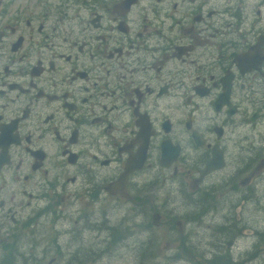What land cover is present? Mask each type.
<instances>
[{"label": "flooded vegetation", "instance_id": "flooded-vegetation-1", "mask_svg": "<svg viewBox=\"0 0 264 264\" xmlns=\"http://www.w3.org/2000/svg\"><path fill=\"white\" fill-rule=\"evenodd\" d=\"M216 1L0 0V264H40L46 253L36 251L48 250L61 259L65 234L83 233L81 249L90 198L132 201L141 218L157 179H176L182 167L191 190L183 205L195 213L183 219L219 218L207 227L217 234L213 260H235L236 210L264 196V0ZM141 134L143 164L110 186ZM164 141L178 149L162 167ZM213 152L217 168L199 178ZM198 193L203 203L191 199ZM149 215L129 236L139 264L152 261L155 247L189 244L176 222L180 246H172V212ZM107 230L108 246H126ZM142 235L150 238L144 249Z\"/></svg>", "mask_w": 264, "mask_h": 264}, {"label": "rangeland", "instance_id": "rangeland-1", "mask_svg": "<svg viewBox=\"0 0 264 264\" xmlns=\"http://www.w3.org/2000/svg\"><path fill=\"white\" fill-rule=\"evenodd\" d=\"M252 1L253 0H248L246 2L251 3ZM224 2V0H217L215 3H219L223 6ZM226 149L227 158L229 160L232 154L229 142L226 144ZM182 168L183 170H178L176 179L171 178L169 181L163 182L157 179L155 182V188L157 189L147 194V198L143 199L145 196L143 195L139 199V202L143 199L142 203H140L141 206H143V209H141V218H139L138 215L137 217L134 215L133 210L135 204L132 201L119 198L110 202H92L90 198L89 232L84 233L89 241L85 242L81 249H78L77 244L83 233L79 235V233L76 232L75 235H79L76 239H72L69 234L62 235V246H64V244H69L68 250L62 249V255L65 254V256L59 259L58 256L61 254L57 251H36L37 253H46L40 264H48V261L52 258L56 261L51 264H78L80 262L85 264H139L137 261L139 252L135 249V240L129 239V236H133L135 227L140 226V223L143 225L142 228L145 229V220L150 222L149 214L154 212L161 217L160 219H166L168 212L173 213L174 217L171 218L172 224L169 226L173 233V240L170 241L173 247L180 246L177 240L176 222H178L180 227L189 234V244H185L182 250L173 249L167 251L155 247L154 258L151 262H146L147 264H216L213 260V254L218 256L219 253L215 251V248H212L210 243L217 234L211 235L207 227H211V230H213L215 225L221 223V220L215 218L213 214L206 216L196 224L192 223L190 218L183 219L185 215L192 216L195 213L191 204L188 203V206L183 205L184 199L181 194L184 193L185 190H190V186L184 175L186 169L185 167ZM100 174L104 175L101 171ZM246 174L245 172L244 175ZM104 176L106 177V175ZM213 181V178L209 179V182H206L204 186L211 188L213 186V184H211ZM199 190L200 189H198V191ZM263 190L264 183L259 186L258 193H261ZM201 194L207 196L210 193L202 192ZM192 197L194 198L193 200L199 199L201 203L204 202V199L199 193L197 195H192L191 199ZM211 199H213L212 196ZM151 204L152 210L150 211L149 206H151ZM259 204V206L256 204L254 207H249L250 204L246 203L243 209H240L241 204L239 205L236 210V219L242 233L238 240L233 243L235 247H232L229 252L234 254L233 258L235 260L222 261L217 264H244L242 260H251L252 256H255V258L245 264H264V211L260 210L264 208V196L261 197ZM145 212H147L148 218ZM108 225L112 227L113 231L118 232L119 235H124L126 246H108V244L112 243L109 242L106 237V234H108V230L106 231ZM68 227L71 228V223L68 224ZM151 227L154 226L149 223L147 228L150 229ZM157 228L158 232H165L164 225H159ZM153 230L155 229L153 228ZM143 237L142 235V238ZM149 239L150 238L147 237L142 239L144 244L142 246L143 249L146 248V240ZM87 245H89V251L86 250ZM244 252H246L247 255L244 256ZM71 260L73 262H70Z\"/></svg>", "mask_w": 264, "mask_h": 264}, {"label": "water", "instance_id": "water-1", "mask_svg": "<svg viewBox=\"0 0 264 264\" xmlns=\"http://www.w3.org/2000/svg\"><path fill=\"white\" fill-rule=\"evenodd\" d=\"M226 85L228 86V84L226 83ZM226 87V86H225ZM226 91V90H225ZM224 92V90H223ZM222 96H224V98H226V93H222ZM140 143H141V148L140 150L132 155L129 156L125 166H124V170H123V174L117 179L116 182L110 184V186L113 187H120L123 184L124 181V177L130 173L131 171L137 170L141 167V165L143 164L144 158H145V147H146V140H147V135L146 134H141L140 137ZM177 147H172L170 146L169 143H167L166 141H164L161 144V150H160V166H166L168 165V163L170 162V160L174 159V157L177 155ZM215 158V152H213V158L211 161H209L205 167L199 171V178L203 177L204 175H206L208 172H210L211 170H214L217 168L216 166V162L213 161ZM154 222L157 219V216L154 215L153 216ZM153 222V223H154Z\"/></svg>", "mask_w": 264, "mask_h": 264}, {"label": "trees", "instance_id": "trees-1", "mask_svg": "<svg viewBox=\"0 0 264 264\" xmlns=\"http://www.w3.org/2000/svg\"><path fill=\"white\" fill-rule=\"evenodd\" d=\"M78 264H85V263L80 262V263H78Z\"/></svg>", "mask_w": 264, "mask_h": 264}, {"label": "bare ground", "instance_id": "bare-ground-1", "mask_svg": "<svg viewBox=\"0 0 264 264\" xmlns=\"http://www.w3.org/2000/svg\"><path fill=\"white\" fill-rule=\"evenodd\" d=\"M208 208V207H207ZM215 248V247H214Z\"/></svg>", "mask_w": 264, "mask_h": 264}]
</instances>
